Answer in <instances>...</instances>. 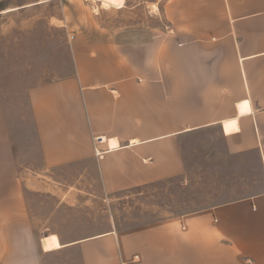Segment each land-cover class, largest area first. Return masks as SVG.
Returning a JSON list of instances; mask_svg holds the SVG:
<instances>
[{
	"label": "crops",
	"instance_id": "0c3cea01",
	"mask_svg": "<svg viewBox=\"0 0 264 264\" xmlns=\"http://www.w3.org/2000/svg\"><path fill=\"white\" fill-rule=\"evenodd\" d=\"M162 15L165 29L72 37L74 72L28 89L46 169L94 161L116 193L181 176L182 141L215 128L229 154L255 153L264 174V0H165ZM20 159L0 99V264H264V191L95 229L56 198L31 208ZM48 236L56 247L44 248Z\"/></svg>",
	"mask_w": 264,
	"mask_h": 264
},
{
	"label": "rangeland",
	"instance_id": "374dc122",
	"mask_svg": "<svg viewBox=\"0 0 264 264\" xmlns=\"http://www.w3.org/2000/svg\"><path fill=\"white\" fill-rule=\"evenodd\" d=\"M101 2L0 0V99L17 142L21 176L30 187V207H55L56 198L59 207L73 208V221L123 230L264 191L256 154H229L215 128L182 141L181 176L116 193H105L94 161L43 166L27 92L74 72L72 37L73 43L92 34L100 38L102 30L118 32L147 22L165 29V0H126L121 8ZM43 245L49 249L58 243L48 236Z\"/></svg>",
	"mask_w": 264,
	"mask_h": 264
},
{
	"label": "built area",
	"instance_id": "2783aa9c",
	"mask_svg": "<svg viewBox=\"0 0 264 264\" xmlns=\"http://www.w3.org/2000/svg\"><path fill=\"white\" fill-rule=\"evenodd\" d=\"M72 37V35H70ZM94 139L97 141V143H102L105 141L104 137L102 136H96ZM94 154L97 158H100L102 156V152L98 150L96 146H94Z\"/></svg>",
	"mask_w": 264,
	"mask_h": 264
},
{
	"label": "bare ground",
	"instance_id": "6f19581e",
	"mask_svg": "<svg viewBox=\"0 0 264 264\" xmlns=\"http://www.w3.org/2000/svg\"><path fill=\"white\" fill-rule=\"evenodd\" d=\"M104 4L110 5V6H114L116 8L122 7V4L119 0H101ZM101 2V3H102ZM8 10V9H7ZM6 10V11H7ZM11 10V9H9Z\"/></svg>",
	"mask_w": 264,
	"mask_h": 264
}]
</instances>
